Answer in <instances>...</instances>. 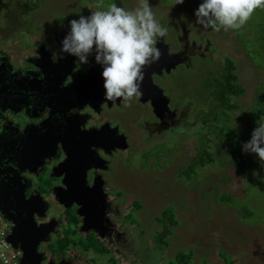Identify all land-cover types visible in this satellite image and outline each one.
I'll return each mask as SVG.
<instances>
[{"label": "rangeland", "instance_id": "374dc122", "mask_svg": "<svg viewBox=\"0 0 264 264\" xmlns=\"http://www.w3.org/2000/svg\"><path fill=\"white\" fill-rule=\"evenodd\" d=\"M187 1L175 4V0H149V3L156 20L167 28L165 41L175 52H185L187 55L182 54L188 58L194 54V44L205 47V59H196L200 62L195 69L182 71L184 67L179 66L173 71L174 83L169 82L170 91L184 90L191 95L192 102L186 111L189 121L178 131L179 136L173 132L148 141L143 134L136 138L134 135L123 164L116 160L108 176L114 187L110 200L117 207L114 222L124 239L118 246L115 242L110 244V254L93 251L85 254L82 248L100 240L95 235H89V240L77 237L67 253L72 264H107L111 258L117 264H171L179 252L191 253L190 264H226L224 257L234 264H264V165L257 156L260 176L242 173L235 164L236 158L222 146L219 129L226 126L237 132L241 152L242 145L250 140L253 132L250 112L255 109L254 98L264 92V71L248 57L239 39L249 42L254 49L261 42L251 32L250 22L238 38L231 30L204 29L196 23L194 14L198 8L195 3L200 0H193L194 6ZM1 3L0 48L12 56H20L16 39L22 26L70 28L71 20L89 16L92 11H107L113 3L134 11L139 0H1ZM231 59L237 66L238 84L246 92L233 97L231 103L239 108L227 110L225 116L217 105L221 102L212 101V88L204 86L199 101L194 93L199 81L203 80V85L215 84L213 79H220L226 61ZM258 62L264 64V58ZM182 83L186 84L184 88ZM261 107L264 108L263 102ZM200 157L207 159L206 165L185 172ZM166 210L172 212L178 222L176 226L159 221ZM66 216L61 214L62 218ZM0 227H6V223L2 222ZM68 234L71 235L70 231L59 236ZM75 247L79 249L76 252Z\"/></svg>", "mask_w": 264, "mask_h": 264}, {"label": "flooded vegetation", "instance_id": "af4514ba", "mask_svg": "<svg viewBox=\"0 0 264 264\" xmlns=\"http://www.w3.org/2000/svg\"><path fill=\"white\" fill-rule=\"evenodd\" d=\"M22 27L16 39L22 52L20 56H12L0 48V72L6 76L5 89L0 86L4 96L0 107V161L5 151L6 162L0 169L6 170L2 178L13 199H16L13 195L24 190L27 200H31L30 206H24L23 210L20 204H15L19 208L14 212L15 218L19 223L23 212L26 216L27 211L33 210L41 215L35 214L37 233L47 234L49 238L48 243L38 248L43 255L42 264L61 261L72 264L67 255L70 250H61L66 237L76 243L77 237L89 240V235H95L110 254V244L115 242L118 246L124 239L114 222L117 207L110 200L114 187L108 176L114 170V162L121 160L123 164L134 135L136 138L143 134L148 141L173 132L179 136L178 131L189 121L186 111L192 102L191 95L184 90L182 93L170 91L169 82L174 83L173 71L179 66L184 67L182 71L195 69L200 62L196 59H205V47L194 44V54L187 58L185 52H182L184 55L175 52L165 41L166 36L159 38L158 70L152 64L144 69L140 84L142 95L127 107L120 100L116 103L105 100L103 69L94 57L89 58V64L79 65L76 57L60 53L61 41L70 28ZM10 38L14 39V34ZM165 46L170 55L179 54V64L169 71L164 59L168 56ZM181 85L184 88L186 84ZM154 88L162 90V95ZM203 88L202 80L195 87L197 101L203 96ZM156 106L160 113L155 112ZM125 140L126 150L122 149ZM69 158L68 164L62 165ZM18 177L22 184L17 182ZM67 193L87 195V199L79 198L87 205L75 203L66 209L57 195ZM80 211L86 215H78ZM62 213L67 216L62 218ZM68 231L71 235L59 236ZM94 245L98 247V243ZM77 248L73 250L76 252ZM81 250L85 254L95 252Z\"/></svg>", "mask_w": 264, "mask_h": 264}, {"label": "clouds", "instance_id": "9594fccd", "mask_svg": "<svg viewBox=\"0 0 264 264\" xmlns=\"http://www.w3.org/2000/svg\"><path fill=\"white\" fill-rule=\"evenodd\" d=\"M183 3L175 0V4ZM258 8H264V0H203L194 14L196 23L204 29L220 32L241 29ZM69 23L60 53L76 57L79 65L89 64V58L94 57L103 69L105 100H120L130 107L133 99L142 95L144 69L159 60L161 53L156 45L168 31L156 20L149 0H139L134 11L113 3L107 11H92ZM258 124L242 150L256 154L264 165V122Z\"/></svg>", "mask_w": 264, "mask_h": 264}, {"label": "trees", "instance_id": "16d2710c", "mask_svg": "<svg viewBox=\"0 0 264 264\" xmlns=\"http://www.w3.org/2000/svg\"><path fill=\"white\" fill-rule=\"evenodd\" d=\"M196 1L193 2V0L187 1L188 5L194 6ZM203 0H200L196 2L199 6L200 3H202ZM251 23V32L255 33L254 35L259 38L261 42V46H259L257 49H254V46L250 47L249 42H245L243 39H239V41L242 43L244 51L247 53L248 57L253 61L254 64H256L257 68H261L264 71V64L261 62H258L260 58H264V8H258L254 11L252 14L251 19L239 30H231L234 34L238 37H241L242 32H244L245 28L247 27L248 23ZM236 32V33H235ZM235 62L231 59L226 61V64L224 66L223 71L221 72L220 79L214 78V83L210 82L204 85L206 88L211 89L212 88V94H213V102L217 103V100L221 102V104H217L219 107H221L222 114L227 116V110L233 111L239 108L237 104L231 103V100L233 97H240L243 95L246 91L245 89L238 84V77L236 75V68ZM255 103V109L253 112H250V124L252 129L254 130L257 128L258 121H264V108H260V105L262 102L264 103V92L257 97L254 98ZM233 101V100H232ZM262 101V102H261ZM216 105V106H217ZM217 118V117H215ZM218 119H215L214 121H217ZM220 133L222 139L221 144L224 148L228 149L232 157L236 158L237 166L239 167V170L242 173H247L249 176L251 173H255V177L260 176V169L257 168L256 164L258 162L257 155L254 153H248L244 154V151L241 152L240 150V138L237 132L234 131L231 127H219ZM252 134V133H251ZM251 139V135L249 137ZM241 155V156H240ZM240 156V157H239ZM203 157V156H202ZM200 157L199 161L195 162V165L190 166L189 169L185 172L190 173L192 170H196V167L205 166L206 165V158L201 159ZM181 175H184V172L181 173ZM159 221L162 224L176 226L178 222L175 220L172 212L166 210L162 214V218L159 219ZM134 222V221H132ZM70 238L66 237L65 240L62 242V249L63 251L68 250L69 246L71 245ZM94 247V248H92ZM78 249V248H77ZM86 251H89L90 249H94V251L97 253H103L105 252V249L103 248V245L98 242V247L94 245V243L90 244L86 248H84ZM56 251L55 249L53 250ZM191 253H185V252H179L175 258V261H173L171 264H190L191 261ZM226 264H234L233 260L228 259L227 257H224ZM113 258H111V262L107 264H117Z\"/></svg>", "mask_w": 264, "mask_h": 264}, {"label": "water", "instance_id": "95a60500", "mask_svg": "<svg viewBox=\"0 0 264 264\" xmlns=\"http://www.w3.org/2000/svg\"><path fill=\"white\" fill-rule=\"evenodd\" d=\"M168 46H165L166 52L168 56L165 59L166 61V69L167 71L174 69L178 64V58L179 54L173 55L169 54L167 50ZM160 62L159 60L152 63L153 69L157 71V67H159ZM5 74L0 72V86L5 89ZM156 89L157 93L162 95V90L158 88ZM1 90V89H0ZM7 91V90H6ZM3 100L4 96L0 92V107L3 106ZM168 101L166 100L165 102V107L168 109L167 105ZM155 112L160 113L157 109V106L155 107ZM5 146V145H4ZM128 148V145L125 140V145L122 147V149L126 150ZM3 159L0 161V166L4 167L5 162H6V153L5 151L2 153ZM30 158L28 157V162L30 163ZM70 161V158L63 163L62 165H67L68 162ZM6 170H1L0 169V213L2 214L3 218L5 219L6 222L10 223L12 225V230H11V235L8 238V241L11 243L13 248L15 249H20L23 253V258H22V264H42L44 259L43 255L39 253L38 248L42 243H48L49 238L45 235H39L37 233L36 229V222H35V214L38 215V217H41L40 214L35 212L34 210L32 213H28L25 216V213L23 212V215L20 218L19 223H17V220L15 218L14 212H18V209L15 204H20V206L25 208L30 206V199L27 200L26 198V192L23 190V192H20V194H15L13 195L16 199H13V197L9 194L7 190V185L5 183L4 178H2L4 172ZM8 171V170H7ZM10 171V170H9ZM19 178H17V182H19ZM22 184V183H20ZM24 186V185H23ZM6 188V189H5ZM88 198L87 195L80 193H67L65 195H57V198L60 203L65 204L66 208L72 207L73 204H85L87 205V202H83L79 200V198ZM80 216H84L86 214L82 213L81 211L79 212ZM21 223V224H20ZM88 221L85 219L84 225H86ZM65 262H62L60 264H64ZM49 264H55V262H50Z\"/></svg>", "mask_w": 264, "mask_h": 264}, {"label": "built area", "instance_id": "2783aa9c", "mask_svg": "<svg viewBox=\"0 0 264 264\" xmlns=\"http://www.w3.org/2000/svg\"><path fill=\"white\" fill-rule=\"evenodd\" d=\"M4 222L2 214L0 213V224ZM7 227L10 231H7ZM12 225L6 223V227H0V264H22L23 253L20 249H15L8 241L9 236L12 234Z\"/></svg>", "mask_w": 264, "mask_h": 264}]
</instances>
